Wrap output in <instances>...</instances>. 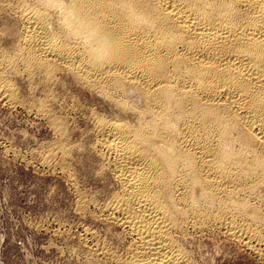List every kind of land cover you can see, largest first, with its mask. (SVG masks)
<instances>
[{"label":"bare ground","instance_id":"obj_1","mask_svg":"<svg viewBox=\"0 0 264 264\" xmlns=\"http://www.w3.org/2000/svg\"><path fill=\"white\" fill-rule=\"evenodd\" d=\"M8 12L6 103L36 106L60 129L44 100L68 74L109 108L91 113L111 187L97 211L123 228L124 254L86 228L94 254L196 264L185 240L217 228L264 255V0H0Z\"/></svg>","mask_w":264,"mask_h":264},{"label":"rangeland","instance_id":"obj_2","mask_svg":"<svg viewBox=\"0 0 264 264\" xmlns=\"http://www.w3.org/2000/svg\"><path fill=\"white\" fill-rule=\"evenodd\" d=\"M3 14L1 34L17 27L12 12ZM3 34L1 46L12 39ZM57 76L58 83L50 85L57 100L45 97L44 102L63 123L60 129L44 113L38 114L36 106H12L0 96V264H109L85 241L86 228L124 254L123 228L97 211L111 187L97 170L100 159L92 149L91 113L109 108L72 76ZM13 79L20 95L31 94L24 77ZM47 87H37L40 96L35 91L33 95L42 98ZM64 145L70 152L66 156L61 153ZM208 230L185 240L196 264H264V255L222 230Z\"/></svg>","mask_w":264,"mask_h":264}]
</instances>
